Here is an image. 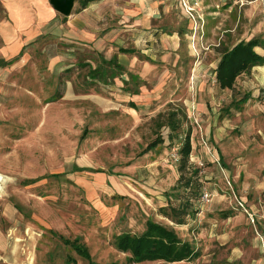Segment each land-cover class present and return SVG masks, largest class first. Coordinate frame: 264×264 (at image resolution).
Returning a JSON list of instances; mask_svg holds the SVG:
<instances>
[{"label": "rangeland", "instance_id": "rangeland-1", "mask_svg": "<svg viewBox=\"0 0 264 264\" xmlns=\"http://www.w3.org/2000/svg\"><path fill=\"white\" fill-rule=\"evenodd\" d=\"M207 1L204 11L211 15L205 26L198 21L195 36L187 19L178 22L181 0H157L168 35L180 23L181 48L168 69L144 71L147 81L141 68H126L109 85L91 82L83 66L96 68L103 54L55 33L37 37L29 59L0 70V264H88L59 236L79 239L94 262L126 264L115 238L141 234L148 219L200 253L173 264H264V66L240 76L233 90H221L215 77L222 52L251 39L264 44V0ZM114 3L121 0L93 5L94 14L103 13L92 19L99 28ZM81 11L76 1L70 17ZM59 54L65 66L51 65ZM131 75L143 91L136 110L119 91ZM173 110L186 115L189 169L199 171L202 185L198 212L186 225L159 212L180 178L181 142L171 145L168 127H161ZM54 174L63 176L49 177Z\"/></svg>", "mask_w": 264, "mask_h": 264}, {"label": "crops", "instance_id": "crops-1", "mask_svg": "<svg viewBox=\"0 0 264 264\" xmlns=\"http://www.w3.org/2000/svg\"><path fill=\"white\" fill-rule=\"evenodd\" d=\"M204 1L207 0H201L199 14L205 26V18L211 14L205 13ZM161 3L163 2H157V0H121L120 6H116L114 3L113 8L106 9L107 22L105 27L99 28L92 19H97V15L103 13L97 14L98 11H96L94 14L92 12L95 3L82 9L77 16L59 19L60 14L53 8H49V0H0V61L15 60L11 65L13 66L22 57L29 59L31 47H33L31 43L39 36L44 37L55 33L61 41L68 38L100 53V55L103 54L105 60H111L119 48L134 50L136 52L134 54H119V64L130 71L133 68L135 70L141 68L143 73L140 74V78L147 81L148 78L144 71L146 72L151 65L168 69L167 66L173 56L177 58V61L179 60L180 23H177L172 35H168L170 28L165 26L168 24L163 25L162 23L166 18L163 17V4ZM181 11L184 18L179 15L177 17L178 22L187 19L189 22L188 30L196 36L200 29H194L193 22L184 14L183 7ZM2 14L4 15L3 18ZM204 26L202 29L205 28ZM63 56L59 54L57 60H54L56 62H52L51 65L58 63L57 66H65V63H62L65 59ZM173 65H176V62ZM160 81H164V78H161ZM123 85L119 91L128 96L127 101L130 108L136 110V106L133 108L131 104L141 100L143 91L140 92L139 90L138 95L130 94L123 90ZM58 96L57 100L62 98V94ZM56 97L51 102H56ZM2 259L5 260L0 253V261Z\"/></svg>", "mask_w": 264, "mask_h": 264}, {"label": "trees", "instance_id": "trees-1", "mask_svg": "<svg viewBox=\"0 0 264 264\" xmlns=\"http://www.w3.org/2000/svg\"><path fill=\"white\" fill-rule=\"evenodd\" d=\"M76 1L80 3L81 9H85L90 4L97 3L101 0ZM257 48H262L264 50V44L258 39H251L242 41L234 47L222 52L221 58L215 69L216 82L221 90H233L240 76L250 72L255 67L264 66V56L256 51ZM134 53H136L134 50L119 48L117 54L111 60L102 58L101 64L96 68H93L92 65L83 67H89L88 78L91 82L97 83L99 81L109 85L125 70V68L119 64L118 55ZM14 62L15 60L10 62L0 61V68L9 67ZM130 81L134 83V88H129ZM130 81L123 82V90L127 93L138 95L140 78L131 75ZM58 97L57 95L55 100H57ZM247 100L248 98L246 97L241 100V102L246 103ZM131 107L135 108V105L131 104ZM185 118L186 115L181 114L179 110H173L166 114V122L161 125V127H168L171 145L179 140L181 142L178 150L180 157L178 165L180 178L177 185H175L169 193L165 194L168 201L167 206L161 207L159 210L163 217L176 225H186L188 220L196 216L198 212L196 203L199 201L202 194V185L198 180L199 171L189 169V161L192 154V140L190 130L184 132L182 135L183 119ZM156 140L160 144L164 143L160 134ZM157 142L155 141L152 143L150 147H155ZM75 171H77V167ZM62 176V174H54L49 177L60 178ZM45 178L47 177L26 180L23 182V185L30 186ZM59 238L67 245L73 243V245L68 246H72L78 255L88 261V264H103L92 261L89 248L86 245L80 244L79 239L70 242L63 236H59ZM114 245L119 252L128 255L126 264H142L145 262L157 261L173 264L183 261H194L200 257V253L190 243L183 241L173 229L151 219L146 221V228L141 234L123 233L118 235L115 238Z\"/></svg>", "mask_w": 264, "mask_h": 264}, {"label": "built area", "instance_id": "built-area-1", "mask_svg": "<svg viewBox=\"0 0 264 264\" xmlns=\"http://www.w3.org/2000/svg\"><path fill=\"white\" fill-rule=\"evenodd\" d=\"M181 4L189 18L195 23L197 29L198 20L202 21V17L199 14L201 0H181ZM206 198H208L207 194L204 195L203 199Z\"/></svg>", "mask_w": 264, "mask_h": 264}, {"label": "water", "instance_id": "water-1", "mask_svg": "<svg viewBox=\"0 0 264 264\" xmlns=\"http://www.w3.org/2000/svg\"><path fill=\"white\" fill-rule=\"evenodd\" d=\"M52 8L64 17H70L76 4V0H49Z\"/></svg>", "mask_w": 264, "mask_h": 264}, {"label": "bare ground", "instance_id": "bare-ground-1", "mask_svg": "<svg viewBox=\"0 0 264 264\" xmlns=\"http://www.w3.org/2000/svg\"><path fill=\"white\" fill-rule=\"evenodd\" d=\"M2 182H3V177L0 175V194L2 191Z\"/></svg>", "mask_w": 264, "mask_h": 264}]
</instances>
